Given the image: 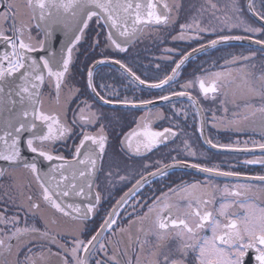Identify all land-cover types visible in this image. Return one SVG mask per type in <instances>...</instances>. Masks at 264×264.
Instances as JSON below:
<instances>
[{
  "label": "snow or ice",
  "instance_id": "snow-or-ice-1",
  "mask_svg": "<svg viewBox=\"0 0 264 264\" xmlns=\"http://www.w3.org/2000/svg\"><path fill=\"white\" fill-rule=\"evenodd\" d=\"M206 5V6H205ZM26 6L30 10L29 21L18 22V6L13 0H8L3 11H0V160L9 163L10 167H20L34 174L39 184L40 199L65 216H71L78 221V227L71 233V247L60 243L59 232H52L44 223L43 229L37 227L36 223L29 224L27 220H21L17 214L20 208H26L28 212L38 214L40 204L34 200L32 195H26L23 191L24 185L14 181L13 188L23 197L17 213L11 216L6 211L0 210V255L11 253L13 244L11 241H20L24 236L39 237L41 248L55 244L57 253H52L47 248V256L61 253L62 264H246L245 258L252 252L254 264H264V206L252 200L248 193L253 189V182L264 185V175L249 176L240 171H224L222 164L209 166L211 156L197 152L191 148L188 141H184V156L181 159L176 156L171 158V163L163 160L142 163L140 168L145 170L140 179L132 185L127 192L113 205L104 222L96 231L88 236L90 219L95 209L101 202V194L95 191L96 181L103 179L109 184L114 176L118 177L119 183H125L129 176L120 175L121 170L127 169L129 165L123 156L113 154L108 159V170L104 172V157L107 155L106 145L108 135L105 132V124H101L96 133L87 131V127L95 125L102 119V114L93 111V105L86 99L78 101L79 112L73 110L72 125L79 123L82 126V137L75 145L71 158L63 155L53 154L51 145L58 140H63L72 133L73 129L67 121L68 105L72 98L79 92L74 87H69L64 101L61 94L66 86L67 74L70 72V64L73 61V53L76 46L87 37V30L91 22L97 26L101 25L107 29V46L112 47L119 53L127 51L128 47L142 38L151 35L159 42V29L168 27L177 22L179 12L182 8L180 0H26ZM232 11L238 12L235 0L230 5ZM219 11L214 0H205L204 5L196 9L189 18V22L180 24V31L171 37L172 40H194L203 38L205 33L215 36L206 44H199L190 51L183 52L171 48H164L163 52L168 54L163 59L172 61L173 55H180L175 61L171 73L162 79L150 82L141 79L140 76L119 59L105 57L95 64L111 62L118 65L123 73L130 78V83L143 85L150 89L164 90L166 86L176 82V77L181 74V69L187 61L193 60L197 54L205 53L208 49H214L219 45L232 40H249L259 45L264 50V39H256L258 34L264 37V25L255 27L243 21L238 15L233 17L225 13L217 16ZM249 11H255L252 0H249ZM205 12L210 13L222 27L217 31L215 27L203 26L202 17ZM261 21H264V12L255 13ZM11 24L5 27L8 22ZM35 23L45 36L41 40L40 49L45 52L35 58L32 53L37 49L31 43V28ZM243 28L247 36H233L222 34L225 30L232 31ZM151 30V31H148ZM28 33L25 38V33ZM11 33V35L7 34ZM58 34L64 36L59 52L52 48L49 41L57 38ZM93 47H98V41H92ZM226 59L222 68L228 71H210L201 67L200 74L192 73L191 79L180 85L183 91L170 92L168 95L157 97L162 101H168L171 97H188L192 106L196 108L197 115L203 112L199 106V100L192 95L189 89L198 85L199 93L205 99L211 97L215 100L221 91L235 82L239 77L240 99L244 101L242 112H234L232 118L220 117L218 125L225 130L235 133H243L248 129L244 125L250 117L257 113L264 117V63L257 71L256 64L249 62L256 58L255 52L249 55H232ZM240 65L239 68L231 66ZM159 69V65H157ZM47 84L54 96L49 94V99L54 102L57 109L46 111L45 99L42 85ZM87 87L96 99L102 104H119L123 106H148L153 100H135L125 97L119 99L107 98L108 94L97 91L94 83L93 69L88 70ZM111 85H99L101 90L110 88ZM235 95V92L233 93ZM258 97L261 101L257 107L250 101ZM225 102L221 101L223 105ZM228 109L225 107L224 112ZM177 109L174 115H180ZM162 113H157L162 117ZM187 116V113H184ZM61 116L64 119H61ZM216 115L213 112V120ZM201 132L203 128L201 126ZM257 131V129H251ZM264 137V126L258 129ZM29 134L26 140L27 148L39 157L53 162L48 172L41 174L37 167L36 157L32 161L23 158L20 142L23 134ZM177 132L172 127L163 130H153L145 118H141V124L137 129L127 133L120 141L122 147H126L128 159L139 156L143 159V153L151 152L158 146L176 137ZM204 143L210 149L225 150L227 152H249L248 144L259 148L264 153V142L258 141H234L228 144L214 143L212 139L206 138ZM243 143L244 147L240 145ZM39 145V146H38ZM203 158L204 162H193ZM58 162V163H57ZM244 166L260 165L264 167V155L256 159L244 160ZM232 167V166H230ZM153 168L152 172L146 169ZM190 168L200 173L215 177L243 178L246 183L234 185L225 184L222 188L213 184L210 180L205 182L195 181L182 183L168 187L167 192H161L159 196L148 197L152 203L147 205V212L141 216L145 205L141 204L138 210L135 203L131 205L132 212L126 210L123 215L129 217V224L120 226L123 217L117 211L118 208L128 204V199L134 197L138 190L149 183L152 177L166 178L169 169ZM5 174L0 170V176ZM70 181V182H69ZM8 201L16 203V197L10 191L0 195V201L4 197ZM70 196L84 197L87 203L64 204L63 200ZM219 196L218 207H214ZM264 203V202H262ZM235 209V210H233ZM134 218V219H133ZM43 220V217H40ZM149 226L145 227V222ZM136 225V235L133 237L131 227ZM209 229L211 235L204 234ZM111 232L112 236L107 233ZM127 233V241L113 239L119 234L123 237ZM86 237V238H82ZM31 241H24L25 244ZM24 245L16 246L19 254ZM32 250L29 249V253ZM111 252V254H109ZM190 253L194 254L190 258ZM70 257V259H69ZM133 257L135 258L133 260ZM37 258L45 262L44 252L25 255L20 261L17 255L16 264H36Z\"/></svg>",
  "mask_w": 264,
  "mask_h": 264
},
{
  "label": "flooded vegetation",
  "instance_id": "flooded-vegetation-1",
  "mask_svg": "<svg viewBox=\"0 0 264 264\" xmlns=\"http://www.w3.org/2000/svg\"><path fill=\"white\" fill-rule=\"evenodd\" d=\"M8 0H0V11L4 10ZM182 8L179 12L177 22L174 25L168 27H161L159 29L160 40L159 42L155 37L149 35L146 38H142L139 42L130 45L126 52L119 53L112 47L107 46L108 41L106 39L105 28L97 26L93 21L90 28L87 30V37L76 46V50L73 53V61L70 64V72L67 74L66 86L61 94V101L63 102L68 94L69 87H74L79 90L78 94L74 96L68 105L67 121L73 131L68 135L66 139L58 140L53 144L45 145V148L51 147L53 154L63 155L66 158H71L75 150V145L79 143L82 137V126L77 123L72 125L73 110L79 112V107H83V104L77 106L78 101L87 100L93 105V111H97L102 114V119L95 125L87 127V131L96 133L101 124H105V132L108 135V142L106 145L107 155L104 157V172H107L108 159L113 154H120L124 157L126 163L129 165L127 169H123L120 175L129 176V180L125 183H119L118 177L112 178V183L109 184L107 180L103 179L104 173H101V179L96 181L95 190L101 194V202L95 209L92 218L90 219L88 236L92 235L96 229L104 222V218L108 215L109 210L113 208V205L127 192L132 185L140 179V175L145 170L139 167L142 163L155 162L157 160H163L164 163H171V158L176 156L178 158H185L184 156V141L187 140L188 144L193 150L200 153H205L207 156H211L212 159L208 162L209 166L212 164H222L224 171H240L246 173L249 176L264 175V167L260 165H248L244 166L242 161L249 159H256L264 155L259 148H254L251 143L248 144L249 152H227L225 150L210 149L208 145L204 143L206 138H210L214 143L228 144L234 141H258L264 142V137L260 135L258 129L264 126V117H261L259 113L254 117H250L248 122L244 125L248 130L243 133H235L233 131L225 130L223 126L218 125L220 117L227 116L228 119L232 118L234 112H242L244 101L240 99V90L237 89V85L240 83L237 76L235 82L229 84L227 88L223 89L219 96L213 100L211 97L205 99L202 94L199 93L198 85L194 89H189L194 97L199 100V106L203 109L200 115H197V110L189 101L188 97H171L168 101H162L157 99L159 96L168 95L170 92L183 91L180 87L186 80L191 79L192 73L200 74L201 67L208 68L210 71H228L229 69L222 68L226 59H230L232 55H249L250 52L256 53V58L250 61V64H256L257 71H260V65L264 63V50H260V46L252 43L251 41L235 40L219 45L214 49H208L205 53L197 54V57L193 60L187 61L181 69V74L176 77V82L166 86L163 91L160 89H150L143 85H136L130 83V78L127 77L123 70L118 65L111 62L104 64H95V61L104 59L105 57L110 59H119L128 67L132 68L134 72L141 79H147L150 82H155L162 79L165 75L171 73L172 68L175 66V61L180 59V55L183 52L190 51L192 48H196L199 44H206L208 40L214 39L213 34L205 33L203 38L198 41L194 40H172L171 37L177 35L180 31V24L189 22V18L193 15L196 9L204 5L205 0H180ZM217 4L219 11L217 16H223L227 13L233 17L238 15L243 21L251 24L255 27H261L264 25V21H261L255 14L258 12H264V0H252L255 11H249V0H235L236 8L238 12H233L230 5L232 0H214ZM18 6V22L29 21L30 10L26 6V0H13ZM206 6V5H205ZM203 26L215 27L217 31L220 30L222 25L217 21L210 13L205 12L202 17ZM11 21L5 25L8 27ZM32 42L39 43L41 39V31H38L34 23L30 30ZM11 35V33H7ZM222 34L225 35H239L247 36L248 33L243 31V28H237L232 31L225 30ZM28 33H25L27 36ZM256 39H264V37L255 36ZM98 41V47L92 46L93 40ZM164 48H171L180 51V55H173L172 61L162 57L168 55L163 52ZM159 65V69H157ZM93 69L94 83L97 85V91H101V94H108L107 98H115V95L119 96V99L123 100L125 97L129 99L139 100H153L154 103L148 106H123L119 104H102L96 99L90 89L87 87V77L89 68ZM240 65L231 66V68H239ZM106 84L111 85L110 88L101 90L99 85ZM46 111L60 110L49 99V94L54 96V92L51 91L47 84H44L43 90ZM235 92V95L233 94ZM115 94V95H113ZM221 101L225 103L222 105ZM253 105L259 106L261 101L258 97L253 98L250 101ZM228 111L225 114L224 108ZM181 110L180 115L177 117L174 115L175 110ZM187 113V116L184 113ZM213 112H215L216 120H213ZM157 113H162V117H158ZM144 117L145 121L149 123V126L153 130H163L166 127H172L177 132V136L170 139L153 149L151 152L143 153V159L139 156H133L132 159H128L126 155V147H122L120 141L124 136L131 132L133 129H137L141 124V118ZM63 120L64 117L61 116ZM201 126L203 131L201 132ZM251 129H257L252 131ZM39 146V145H38ZM244 147L243 143L240 145ZM193 162L203 163V158L195 160ZM232 166V167H230ZM153 168L146 169L147 172H152ZM5 174L0 176V195L4 192L10 191L13 196L16 197V203L8 201V197L5 196L0 201V210L7 212L9 216L13 213H17V209L20 206V201L23 199L18 194V191L13 188L14 181L19 184H23V191L26 195H32L34 200L40 204L38 214L28 212L26 208H20L17 213L21 220H27L29 224L36 223L37 227L43 229L44 223L47 222L48 228L52 232H59L61 236L58 237L60 243L66 244L71 247V233H74L78 227L79 222L72 217L60 214L56 209L52 208L49 204L43 202L40 197L39 184L35 179L34 174L24 169L23 167L6 168ZM210 180L213 184L220 186L234 185L237 183H246L243 178L237 179L235 177H215L209 174L200 173L195 169L190 168H177L175 170L169 169V175L166 178L152 177L150 182L140 188L134 197L128 199V204L124 207L118 208L117 211L123 217L122 226L129 224V217L123 215L125 210L128 213L132 212V207L135 203L136 208L139 210L140 205L144 204L145 207L139 215H143L147 212V205L152 203L148 197L159 196L161 192H167L168 187L172 185H180L182 183H192L195 181L205 182ZM248 196L254 200L257 204L264 206V185L258 182H253V189L248 193ZM68 199V203L83 204L85 202L73 199L72 196L65 198ZM64 199V200H65ZM219 196H217V203L214 207H218ZM235 210V209H233ZM43 217V220L40 219ZM134 219V218H133ZM149 226V222H145V227ZM0 227H3L0 225ZM136 225H132L131 231L133 237L136 235ZM204 234L211 235L209 229L204 230ZM108 236H112V233H107ZM86 238V237H82ZM113 239H123L127 241V233L121 237L119 234L113 237ZM24 241H31L27 244ZM13 244L12 252L0 255V264H16L17 255L20 261L24 260L25 255L38 254L44 252L46 255V264H62L63 254L59 256L51 255L47 256V248H51L52 253H57L59 250L55 244L47 245L45 248L40 247L39 237L24 236L20 241H11ZM18 244L24 245L19 254L16 253V246ZM29 249L32 250L29 253ZM111 254V252L109 253ZM194 254L190 253V258H193ZM70 259V257H69ZM135 258L133 257V260ZM246 264H254V255L252 252L245 258ZM36 264H45L38 258ZM91 264H95L92 260Z\"/></svg>",
  "mask_w": 264,
  "mask_h": 264
},
{
  "label": "water",
  "instance_id": "water-1",
  "mask_svg": "<svg viewBox=\"0 0 264 264\" xmlns=\"http://www.w3.org/2000/svg\"><path fill=\"white\" fill-rule=\"evenodd\" d=\"M169 2H171V0H169ZM34 25H35V23H34ZM35 27H36V25H35ZM37 30L38 31H41L39 28H37ZM148 31H151V30H148ZM105 32H106V36H107V29H105ZM25 38H27V36H25ZM44 39H45L44 33L41 31V39H40V41L41 40H44ZM64 39L65 38H64L63 35L58 34L57 38H54L53 40L49 41V43H51L52 48L55 51L59 52V49L61 47V42L64 41ZM232 41H235V40H232ZM232 41H230V42H232ZM31 43L37 49V51L34 52V53H32L31 55H33L35 58L38 59V57L40 55H44L45 54V52L40 49V43H35V42H32V41H31ZM0 50H3L2 47H0ZM43 87H44V85H42V90H43ZM28 135L29 134H27V133L23 134V138L21 139V142H20L21 154H22L23 158L26 159V160H28V161H32L33 157L35 156L36 157L37 167L40 170L41 174L43 175V173L48 172V170L51 167V165H52L53 162H49L47 160H44L43 158L39 157L38 154L32 153L27 148V146H26V140L28 138ZM20 167H22V166H20ZM6 168H14V167H10L8 162L0 160V170H5ZM72 197H73V199L78 200L79 202L83 201V202L87 203V200H85L84 197H74V196H72ZM63 203L64 204H67L68 203V199L63 200ZM60 214H62V213H60ZM92 216H93V214L89 217V219H91ZM68 217H71V216H68Z\"/></svg>",
  "mask_w": 264,
  "mask_h": 264
}]
</instances>
